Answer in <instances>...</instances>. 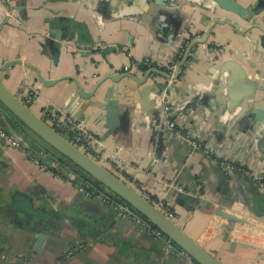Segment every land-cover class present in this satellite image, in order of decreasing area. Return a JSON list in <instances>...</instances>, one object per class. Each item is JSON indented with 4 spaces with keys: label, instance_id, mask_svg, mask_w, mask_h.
Masks as SVG:
<instances>
[{
    "label": "crops",
    "instance_id": "0c3cea01",
    "mask_svg": "<svg viewBox=\"0 0 264 264\" xmlns=\"http://www.w3.org/2000/svg\"><path fill=\"white\" fill-rule=\"evenodd\" d=\"M237 1L249 15L216 0H0V64L18 59L0 78L47 121H83L92 156L223 262L264 264V184L226 165L264 168V0ZM0 126L34 155L0 135V264H187L80 191L97 181L34 148L1 103Z\"/></svg>",
    "mask_w": 264,
    "mask_h": 264
},
{
    "label": "water",
    "instance_id": "95a60500",
    "mask_svg": "<svg viewBox=\"0 0 264 264\" xmlns=\"http://www.w3.org/2000/svg\"><path fill=\"white\" fill-rule=\"evenodd\" d=\"M216 1L221 7L236 12L241 16H247L250 13L237 0ZM216 22H231V20L228 18H216ZM235 25L237 26L236 23ZM17 61L18 59L7 60L3 64H0V69H6ZM181 64L179 65V68L181 67ZM38 74L40 80L46 85L52 84L62 78H46L40 72H38ZM178 74L179 70L177 72V76ZM125 75H130V73L125 71L118 72L117 74H108V76L112 78H119L120 76ZM80 89L83 95H87L88 92L85 91L81 84ZM0 103L15 114L26 126L38 134L57 152H59L60 155H63L71 160L74 164L88 173L95 181L109 189L117 197V199L129 203L138 212L148 218L154 226L162 230L165 235L184 249L192 257V259L197 261L199 264H226L210 250L199 243L195 238H193L189 233H187L185 229L177 223L175 219H173V217H171L148 196L113 170L102 164L80 146L75 144L72 140L50 124L43 116L36 113L25 100L7 87L1 78Z\"/></svg>",
    "mask_w": 264,
    "mask_h": 264
},
{
    "label": "built area",
    "instance_id": "2783aa9c",
    "mask_svg": "<svg viewBox=\"0 0 264 264\" xmlns=\"http://www.w3.org/2000/svg\"><path fill=\"white\" fill-rule=\"evenodd\" d=\"M126 69L129 68V65L125 66ZM165 111L168 115L172 112V106L167 99L164 100ZM47 118L50 124H52L55 128H57L60 132H62L65 136H67L70 140H72L75 144L80 146L82 149L87 151L92 155V144H91V135L89 134V130L83 123V121L78 120V118L73 116H62L58 115L53 109L47 110ZM169 124L171 127H175V121L170 118ZM0 135L2 138L9 142L12 145L17 147H21L27 151L30 156H34L30 150L26 148L23 141L9 132L6 128L0 126ZM191 140L194 146H200V142H198L195 138H188ZM226 165L233 170H238L243 173L245 176L253 179L257 183L263 185L264 184V168L259 170H254L252 168L238 166L232 163H226ZM78 188L83 193L88 196L94 197L101 202L107 203L115 208L116 212L120 216H127L134 219L136 222L146 227L155 237L165 236V233L154 226L152 222L146 218L144 215L140 214L133 206L129 203L117 199V197L107 190L99 187H95L91 184H79ZM167 236V235H166ZM168 237V236H167ZM168 240L172 242V240L168 237ZM177 252L181 254H186L188 256L187 264H199L197 261L193 260L191 256L182 248L177 247Z\"/></svg>",
    "mask_w": 264,
    "mask_h": 264
},
{
    "label": "rangeland",
    "instance_id": "374dc122",
    "mask_svg": "<svg viewBox=\"0 0 264 264\" xmlns=\"http://www.w3.org/2000/svg\"><path fill=\"white\" fill-rule=\"evenodd\" d=\"M12 118H15L14 117V115H13V117ZM23 130L25 131H27V127H23ZM27 133H29L28 131H27ZM29 134H31V133H29ZM37 136V135H36ZM39 139L38 140H40V141H37V139H36V141H33L32 140V138H31V136H29L27 139L29 140V139H31V142H34V143H36V144H32V146L34 147V148H37V149H39L38 147H40V148H43L44 149V146H48V147H50V149L51 150H53L54 152H56V154L58 153L59 154V152H57L54 148H52L51 146H49V145H47V143L43 140V139H41L40 137H38ZM30 141V140H29ZM39 143H41V144H39Z\"/></svg>",
    "mask_w": 264,
    "mask_h": 264
},
{
    "label": "trees",
    "instance_id": "16d2710c",
    "mask_svg": "<svg viewBox=\"0 0 264 264\" xmlns=\"http://www.w3.org/2000/svg\"><path fill=\"white\" fill-rule=\"evenodd\" d=\"M47 143V142H46ZM48 144V143H47ZM64 157V156H63ZM98 183V184H97ZM97 184V185H96ZM94 186L95 187H99V188H101V186H100V183L99 182H96L95 184H94ZM140 213V212H139ZM141 214V213H140ZM173 242V241H172ZM174 244H176L175 242H173ZM178 245V244H177Z\"/></svg>",
    "mask_w": 264,
    "mask_h": 264
}]
</instances>
